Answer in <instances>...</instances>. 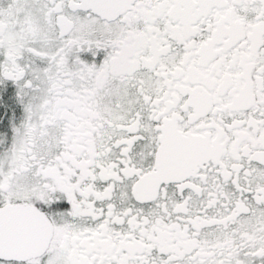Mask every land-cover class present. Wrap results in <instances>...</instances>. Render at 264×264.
<instances>
[{
    "label": "snow or ice",
    "instance_id": "6c2138e0",
    "mask_svg": "<svg viewBox=\"0 0 264 264\" xmlns=\"http://www.w3.org/2000/svg\"><path fill=\"white\" fill-rule=\"evenodd\" d=\"M0 264H264V0H0Z\"/></svg>",
    "mask_w": 264,
    "mask_h": 264
}]
</instances>
